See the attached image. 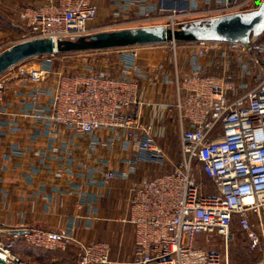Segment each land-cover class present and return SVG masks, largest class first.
Instances as JSON below:
<instances>
[{
	"label": "built area",
	"instance_id": "1",
	"mask_svg": "<svg viewBox=\"0 0 264 264\" xmlns=\"http://www.w3.org/2000/svg\"><path fill=\"white\" fill-rule=\"evenodd\" d=\"M185 1V6H157L110 0L115 20L95 28L91 23L96 17V0H43L20 11L24 28L19 42L47 38L55 43L101 28L162 26L170 36L165 42L175 54L173 33L179 18L243 13L252 0ZM161 43L90 50L115 55L102 58L108 62L105 65L86 66L87 73L56 69L59 52L35 56L42 60L39 66L10 78L23 77L21 85H28L30 112L22 115L44 123L48 134L63 129L72 136H91L92 149L100 145L111 150L116 142L123 150L135 148V158L123 159L125 170L102 172L100 183L106 185L133 174L140 162L163 165L165 154L155 143L153 124L143 121L141 109L148 105L143 99L147 89L172 85L179 157L170 171L130 187L128 217L123 220L133 229L128 264H220L219 255L197 246L196 239L218 237L227 246L235 232L242 235L252 264H264V64L255 53V41H196L180 65L174 57L173 70L164 59L153 66L140 62L139 47L154 50ZM202 59L206 65L200 63ZM182 65L188 66L186 73ZM208 66L215 76L205 73ZM1 75L0 94L5 81ZM42 98H47V104L41 103ZM3 111L0 107V114ZM7 125L17 127L18 123ZM99 130L112 136L98 141ZM197 175L208 181L210 191L197 182ZM23 237L44 249H63L72 241L79 247L77 264H114L106 242L82 243L72 237L71 227L64 232L30 227ZM11 247V243L0 244L4 264H28Z\"/></svg>",
	"mask_w": 264,
	"mask_h": 264
},
{
	"label": "crops",
	"instance_id": "2",
	"mask_svg": "<svg viewBox=\"0 0 264 264\" xmlns=\"http://www.w3.org/2000/svg\"><path fill=\"white\" fill-rule=\"evenodd\" d=\"M133 1H146L157 6L186 4L185 0ZM42 2L0 0V11L2 7H30ZM96 7V17L91 23L93 27H102L115 20L110 0H96ZM128 16L132 17V14ZM11 21V25L19 27L18 17L16 22ZM41 61L39 59L33 67L39 66ZM200 63L206 65V59ZM24 70L27 69H9L1 75L5 81L0 94V107L4 110L0 114V244L11 243V252L28 264H77L79 247L76 243L67 241L63 249H44L34 247L23 237L24 230L30 227L57 232L71 227L72 237L76 240L82 243L106 242L111 262L128 264L132 259L133 229L123 220L128 217L130 187L170 171L179 157L178 138L175 146L171 147L170 143L174 135L172 129L177 128L172 111L175 100L173 86L159 84L153 90L147 89L143 99L148 105L141 109L143 121L154 126L155 143L165 154L163 165L166 163L170 168L162 170L163 165L140 162L128 177L114 178L101 185L102 172L106 169L125 170L127 165L123 159L135 158L138 155L136 149L123 150L119 142L111 150L100 145L92 149L94 139L91 136L76 137L63 129L55 135L48 134L44 123L22 115L30 112L28 85H21L23 77L10 78L21 75ZM183 70L186 73L188 66L182 65ZM205 73L210 76L217 74L210 66L206 67ZM15 81L19 83L18 87ZM15 88L16 92H13ZM41 103L47 104V98H42ZM9 122L18 123V126H8ZM111 136L107 130L96 133L98 141ZM64 147H67L66 151ZM52 148L57 153H53ZM106 161L107 167L103 166ZM90 173L93 174L90 176Z\"/></svg>",
	"mask_w": 264,
	"mask_h": 264
},
{
	"label": "water",
	"instance_id": "3",
	"mask_svg": "<svg viewBox=\"0 0 264 264\" xmlns=\"http://www.w3.org/2000/svg\"><path fill=\"white\" fill-rule=\"evenodd\" d=\"M188 29L189 33L185 35L175 31L174 39L185 37L194 41L225 40L243 43L255 41L264 30V0H261L256 9L247 13L214 17L202 27L195 22ZM169 37L162 26H145L98 31L71 40H57L55 43L47 38L23 41L0 52V74L26 59L54 51L63 53L145 45L165 42ZM0 264H4L1 258Z\"/></svg>",
	"mask_w": 264,
	"mask_h": 264
},
{
	"label": "rangeland",
	"instance_id": "4",
	"mask_svg": "<svg viewBox=\"0 0 264 264\" xmlns=\"http://www.w3.org/2000/svg\"><path fill=\"white\" fill-rule=\"evenodd\" d=\"M261 0H252L246 6V11L243 13H247L256 9L259 5ZM26 6H13V7H2L0 11V52L8 48L9 46L19 43L21 32L23 31V23L19 18L20 11L25 8ZM19 18L20 22L19 27L11 25L12 20L16 22V18ZM214 16H210L208 14L204 15H194L191 17H182L179 18V25L176 28L180 34L185 35L189 33L188 27L191 26L193 23L198 22L199 26H206L208 24L209 19L213 18ZM13 22V23H14ZM112 29H99L94 32L98 31H109ZM114 30V29H113ZM71 40V39H69ZM196 41L194 39H188L185 37H178L175 38V54L171 47V45L167 42H163L159 45V48L150 50L149 48L139 47V57L140 62L144 65H148L150 63H157L160 59H164L170 70H173V59L176 57L178 65H180L182 56L186 54V52L190 49L191 45H195ZM255 51L263 50L264 49V30L263 32L257 37L255 40ZM115 55V54H108L104 55L99 52L95 51H71V52H63L58 53L56 59L54 61V67L56 69H64L66 72L70 74L74 73H81V72H88L84 70L86 66L92 65H105L108 63L101 59L105 58L106 56ZM39 57H32L26 59L18 64L12 66L9 69H32L35 63L39 60ZM97 63V64H96ZM180 68V66H179ZM185 70H183V73ZM1 75V74H0ZM180 76V74H179ZM172 93V92H171ZM174 131L173 138H171V147L175 146L176 140L178 138L177 130L172 129ZM198 167V165H196ZM162 170L170 168V166L166 163L161 167ZM197 175V182L201 181L203 186L207 191H210V187L208 181L202 177L199 179ZM236 228V223L233 224V229ZM196 245L199 247L204 248L207 251L216 252L221 261L220 264H252V255L248 252L246 244L243 240L242 235L240 233L235 232L234 240L229 242L227 246L224 245L223 241L218 237H212L207 240L203 237H197Z\"/></svg>",
	"mask_w": 264,
	"mask_h": 264
},
{
	"label": "trees",
	"instance_id": "5",
	"mask_svg": "<svg viewBox=\"0 0 264 264\" xmlns=\"http://www.w3.org/2000/svg\"><path fill=\"white\" fill-rule=\"evenodd\" d=\"M256 55L259 57L260 61L264 64V49L263 50H256Z\"/></svg>",
	"mask_w": 264,
	"mask_h": 264
},
{
	"label": "bare ground",
	"instance_id": "6",
	"mask_svg": "<svg viewBox=\"0 0 264 264\" xmlns=\"http://www.w3.org/2000/svg\"><path fill=\"white\" fill-rule=\"evenodd\" d=\"M0 258L3 259V255H1V253H0Z\"/></svg>",
	"mask_w": 264,
	"mask_h": 264
}]
</instances>
